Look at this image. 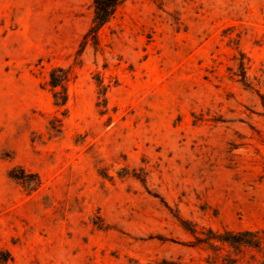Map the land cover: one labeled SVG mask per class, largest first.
<instances>
[{
	"label": "rangeland",
	"instance_id": "obj_1",
	"mask_svg": "<svg viewBox=\"0 0 264 264\" xmlns=\"http://www.w3.org/2000/svg\"><path fill=\"white\" fill-rule=\"evenodd\" d=\"M93 11L0 0L3 264H264L196 239L264 229V0H125L85 41Z\"/></svg>",
	"mask_w": 264,
	"mask_h": 264
},
{
	"label": "trees",
	"instance_id": "obj_2",
	"mask_svg": "<svg viewBox=\"0 0 264 264\" xmlns=\"http://www.w3.org/2000/svg\"><path fill=\"white\" fill-rule=\"evenodd\" d=\"M125 0H92L93 3V20L91 26L88 28L84 35L85 41L91 39L96 40L97 32L99 28L104 25L113 16L115 11L124 3ZM247 62H245V56H241L237 59V69L232 71V75L238 77V81L245 87L253 88L252 82L247 76ZM71 77V70L62 66H55L51 68L47 84L52 91L54 104L56 106H64L67 101V86L66 83ZM103 87V86H102ZM104 94L103 92H100ZM210 236L205 238H199L196 236L197 241L206 242L210 247H214V242H220L227 244L231 248H238L241 246H249L260 248L264 244V229H244V230H228L225 229L222 232L218 230L213 231L209 229ZM11 258L10 253L7 250L0 249V264H3ZM207 261L214 263L217 261L216 256L208 255ZM226 264H237V258L229 257L224 259Z\"/></svg>",
	"mask_w": 264,
	"mask_h": 264
}]
</instances>
